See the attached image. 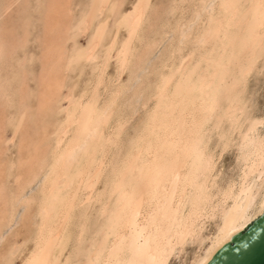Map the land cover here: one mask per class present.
Here are the masks:
<instances>
[{
	"label": "bare ground",
	"instance_id": "6f19581e",
	"mask_svg": "<svg viewBox=\"0 0 264 264\" xmlns=\"http://www.w3.org/2000/svg\"><path fill=\"white\" fill-rule=\"evenodd\" d=\"M199 1L192 21L200 26L195 46L204 51L197 56L189 53L162 72L151 112L124 158L113 156L115 162L110 158L123 125L112 122L121 89L100 101L101 89H109L104 75L110 51L105 52L90 90L73 108L70 104L67 120L55 129L37 208L35 244L25 264H61L74 209L91 202L99 204L102 223L81 264H167L188 242L198 243L189 264H208L264 211V131L258 133L264 118L247 115L242 95L247 76L264 57V0H216L207 15H203L205 0ZM147 4L148 0H141L128 22L119 73L132 56ZM58 25L51 24L49 33L56 32ZM191 34L182 33L183 38ZM100 35L95 36L87 59ZM51 41L48 44L58 43ZM53 75L57 87L60 80ZM232 147L238 149V175L218 186L216 160ZM112 162L110 181L96 193L103 170ZM207 220H213L214 228L204 236ZM86 221L79 222V245Z\"/></svg>",
	"mask_w": 264,
	"mask_h": 264
},
{
	"label": "rangeland",
	"instance_id": "374dc122",
	"mask_svg": "<svg viewBox=\"0 0 264 264\" xmlns=\"http://www.w3.org/2000/svg\"><path fill=\"white\" fill-rule=\"evenodd\" d=\"M140 1L0 0V264H25L34 248L39 223L37 208L55 129L67 120L75 102L92 87L105 52L111 53L104 75L109 89H101L100 101L107 100L114 89H121L112 122L120 121L123 125L110 158L122 159L147 121L162 72L189 53L197 56L204 51L195 46L200 26L192 21L201 1L148 0L133 39L132 56L119 73V56L128 39L127 25ZM216 4V0H205L203 15L210 13ZM54 22L61 26L50 34L49 26ZM189 32L193 34L183 38ZM97 34L100 42L87 59ZM49 41L53 44L58 41V46L48 44ZM263 65L264 57L247 76L242 93L247 115L260 119L264 118ZM53 69L60 80L57 87L51 80ZM263 131L264 123L258 126V133ZM213 136L212 143L216 141ZM237 150L229 148L216 160L218 186L237 177ZM114 162L103 170L95 186L96 193H101L106 181H110L107 179H111ZM84 205L74 209L66 229L61 264H81L102 223L97 213L99 204ZM84 219L86 237L79 245L78 226ZM205 224L204 236L214 228L213 220ZM197 248V242L186 243L167 264H189Z\"/></svg>",
	"mask_w": 264,
	"mask_h": 264
},
{
	"label": "water",
	"instance_id": "95a60500",
	"mask_svg": "<svg viewBox=\"0 0 264 264\" xmlns=\"http://www.w3.org/2000/svg\"><path fill=\"white\" fill-rule=\"evenodd\" d=\"M208 264H264V211L223 245Z\"/></svg>",
	"mask_w": 264,
	"mask_h": 264
}]
</instances>
